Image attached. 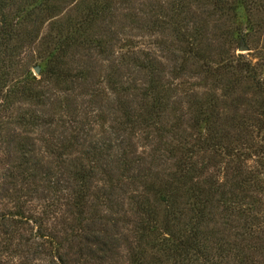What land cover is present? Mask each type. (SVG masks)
I'll return each instance as SVG.
<instances>
[{
  "label": "rangeland",
  "instance_id": "obj_1",
  "mask_svg": "<svg viewBox=\"0 0 264 264\" xmlns=\"http://www.w3.org/2000/svg\"><path fill=\"white\" fill-rule=\"evenodd\" d=\"M180 156L214 191L174 264H264V0H0V264H149Z\"/></svg>",
  "mask_w": 264,
  "mask_h": 264
},
{
  "label": "trees",
  "instance_id": "obj_2",
  "mask_svg": "<svg viewBox=\"0 0 264 264\" xmlns=\"http://www.w3.org/2000/svg\"><path fill=\"white\" fill-rule=\"evenodd\" d=\"M203 143L208 145V139L204 138ZM196 171L188 158L180 156L173 162L172 169L153 175L155 181L149 187L155 198L153 203L150 204L148 198L135 200L142 214L141 245L153 249L149 264H174L201 253L199 220L203 218L205 205L210 200L208 195L214 187L203 189L195 180ZM156 202L164 205L160 224L159 213L152 207Z\"/></svg>",
  "mask_w": 264,
  "mask_h": 264
},
{
  "label": "water",
  "instance_id": "obj_3",
  "mask_svg": "<svg viewBox=\"0 0 264 264\" xmlns=\"http://www.w3.org/2000/svg\"><path fill=\"white\" fill-rule=\"evenodd\" d=\"M240 50H246V48L243 45H241ZM34 70H35V72H39V68H37V67H35Z\"/></svg>",
  "mask_w": 264,
  "mask_h": 264
}]
</instances>
